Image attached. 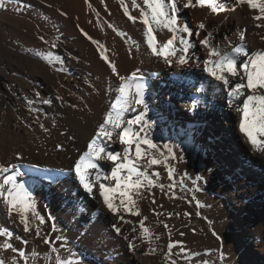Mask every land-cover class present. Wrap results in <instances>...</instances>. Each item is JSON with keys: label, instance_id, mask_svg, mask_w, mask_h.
<instances>
[{"label": "bare ground", "instance_id": "1", "mask_svg": "<svg viewBox=\"0 0 264 264\" xmlns=\"http://www.w3.org/2000/svg\"><path fill=\"white\" fill-rule=\"evenodd\" d=\"M6 1L9 0H0V85L1 80H4L3 83H5V89L0 88V165L9 166L17 163L31 165L29 173L34 172L33 167L35 166L44 167L47 171L58 175L56 180L59 181L53 180L51 182L49 180L43 185L46 197L37 199L31 196L37 214L45 220V223L38 225V222L33 219L31 221L33 232L29 234L24 233L23 226L19 223V217L15 213L11 217L8 215L7 207L0 198V229L12 232L13 238L10 242L14 247L23 249L29 256L34 253L33 250H37L36 254H38L40 261L48 256H52L55 260L59 254L49 251L53 245H46L42 238L35 237V229L39 227L43 237L46 231H52L54 224L56 231L52 232L56 235L59 231L57 226H65L69 231L73 241L69 243L74 246L71 249L74 254L73 257H80L82 264L83 261L86 264H133L131 260L139 264H174L176 261V257L173 256L174 248L172 254H169L167 249V244L170 241L173 242L172 232L169 228L165 229L164 224L166 222H160V216L157 215V213L160 214L162 207L164 209L170 207L167 202L172 195L167 196V200H163L160 208L150 201L138 200L137 207L141 214L130 216L127 213L123 216L124 221H127L126 226L135 228L136 231L126 235L122 230V235H117L112 229V225L115 223L102 210L103 202L98 194L99 182L94 187L95 197H88L74 179V173L70 174L68 170L74 160L87 151V145L98 130L99 124L102 123L104 115L110 109L115 99V89L120 83L119 78L112 73L111 68L101 57V52H104L108 60L115 64L121 76L129 75L139 69V74L143 76L144 89L147 90L152 84L150 102L160 105L163 113L169 111L170 126L167 124L168 121L161 122L157 126L152 121L148 106L147 118L153 125L148 138L157 145L159 152L153 154L160 159L163 157H160L159 153L162 152L167 155L165 145L171 148L177 156V159H169L179 173L176 183L183 181V176H193L196 173L207 174V177L212 178L210 180L217 177L221 183L219 185L221 194L216 199L221 200L219 202L223 204L226 203V200H222V198L234 193L239 183L237 182L234 187L231 186V182L224 181L220 177L236 174L242 177L240 179L244 181V177H248L250 183H255L256 186L261 178L254 181L253 176L248 175V172L232 171L228 167L224 169L220 165L219 159L221 157L222 160H226L222 156V151L215 152L217 157L214 158V152L211 150L217 145L214 142L208 146L206 141H203L204 138L199 136L200 133L197 132V129L207 127V118L212 114L216 115L218 111L221 112L219 115L224 117L225 121L226 118H230L229 123L226 121L228 125L233 126L231 121H234L228 114L232 108L226 103L227 94L222 92L223 86L202 71V61L207 58L206 50L198 43V38L194 37L193 42L196 46L188 52V64L178 65L173 62L170 66L162 58L153 56L147 47L145 26L140 22V13L143 10L139 3L144 5L143 0H136V7H133V0H51L50 3L47 0L9 1L10 6L20 13V17L11 16V12L1 6L2 2ZM184 2L185 0L177 2L179 20L186 22L193 29L198 24L196 20H202L206 23L207 29L214 34L213 43L216 39L224 48L237 42L236 31L239 32V30L247 28L246 46L249 52L264 51V39H262L264 28H256L255 22L251 19L253 15L258 14L256 10H249L245 6L229 13L228 18H214L203 12L201 7L184 8ZM122 3L128 8L129 14L137 18L135 23L125 16ZM102 8L107 15H103ZM8 15L11 16L10 19H7ZM229 23L234 24L232 30L228 26ZM152 27L156 39L161 44L172 37V33L168 32L167 29L156 25H152ZM118 32L122 35H118ZM206 34V32H202L201 37ZM181 35L186 34L177 33L174 42L177 47V56L182 54L179 51ZM224 37H228V39L225 40ZM92 41H97L99 45L104 47L98 49L97 44ZM17 51L21 53L34 52L39 60H33L30 64L28 63L30 59L23 57ZM49 55L51 59H44ZM193 61L201 63V67H195ZM154 73L157 77L156 80L153 76ZM196 78H200L213 92L214 106L209 107H214L217 112H211L213 109L199 108L202 111L201 115L197 113V115L192 116L185 112L188 117L179 114L177 117L187 125V131H185L180 127L179 122L175 121L174 118L177 117H173L174 115L171 114L172 110H175L172 103L176 102L177 108L182 105L183 111L188 110V105L181 102L180 95L185 94L186 90L190 88L189 80ZM191 95L194 96V98L191 97V101L201 104V92L198 89H192ZM222 96L223 98H221ZM144 98L148 105L145 92ZM44 99L51 101V103H42ZM142 110L137 106L136 111L130 110L124 113V121L134 120ZM154 117H158V115ZM82 119L85 120L84 124H82ZM239 119L235 124L236 136L232 139L235 145L232 148L233 151L244 152L246 158L252 160L256 166L258 164L264 165V152L254 151L251 145L248 146L246 139L241 136L238 126ZM227 123L222 122V126H226ZM211 124L213 128L219 126V123L215 121H211ZM169 128H178V130ZM134 129L136 128L134 127ZM217 139L220 141L219 137ZM200 144L207 145L210 151L208 150L209 155L207 156L206 153L199 156L198 161L194 158V154L198 155L197 146ZM57 145H61V147L58 149ZM224 146L228 148L227 145ZM123 147L117 140L115 143L108 142L106 150L107 152L114 150L122 154ZM227 150L224 149L223 151L226 152ZM58 151L70 155V159L67 158V160ZM17 156L20 159H17ZM180 157H182L181 161ZM70 160L71 162H69ZM187 160L200 164L197 172L185 167L184 163ZM244 160H241V167L246 170L248 168L245 167ZM105 161L109 171H111L110 167L114 166L113 163L107 159ZM102 162L98 161L97 163L104 166ZM212 163L217 166L213 170L225 173L215 177L209 175V171L206 173L205 169ZM154 168L159 169L160 165L154 166ZM250 171L255 172L253 169ZM110 173H99L100 182L106 186H109L107 184L108 179L103 177L105 175L110 176ZM4 175L6 174H0V182H2ZM92 176L95 181V170H92ZM26 177L30 178V182L40 183L41 181L39 177ZM174 179L173 176L172 180L175 181ZM113 183L114 181H112V185ZM252 184L243 188V196L252 189ZM193 185L195 191L199 192H197L199 196L194 199V207H196L197 202L201 207L208 194L201 192L199 188L196 190V185H199L196 180ZM25 188L28 187L25 185ZM180 188H175L173 196L179 194ZM257 188L258 186H256ZM171 189L168 190L169 193ZM211 194L213 192H209V196ZM79 198H82V201L79 202ZM249 198L251 201H258L253 195ZM232 205L234 206V204ZM252 206L250 205L251 210H253ZM240 207L235 206L234 209L240 211ZM223 208L221 207L222 212H224ZM262 208L264 209L263 202ZM96 210L100 211L99 216L95 212ZM121 212L123 211L121 210ZM92 213L97 216H92ZM230 213L231 220L228 219L225 225L230 229L232 228L230 227L231 223L236 224L245 232L242 237L238 233L234 236L238 247H244L242 254L255 255L257 262L251 264H264V211L261 215L262 219L258 221L255 218H250L252 212L244 213L246 216H233L232 212ZM89 215L92 216V219ZM114 217L116 216L114 215ZM145 217L147 219L144 220V225L153 234L152 243H144L139 239V222ZM103 218L107 221L106 225H101ZM224 219V213H219L214 217V223L220 227ZM241 219L244 220V224H239ZM158 224L162 227H159ZM81 233L83 234L81 235ZM155 236H159L160 239L155 240ZM125 237H128V240ZM25 239L28 241L26 245L23 243ZM226 240L228 243L230 240L232 241L230 235L227 236ZM129 241L136 245L134 250H129ZM2 242L3 238H0V243ZM225 248L231 253L229 260L236 264L235 260L239 257L240 251L232 252L228 245ZM152 249L155 251L153 252ZM2 252L0 251V258ZM7 252L8 258L13 257V252ZM30 252L32 253L30 254ZM211 253L203 251L200 257L210 260ZM59 256L62 258L61 255ZM73 257L68 256L64 259L72 260ZM213 264L215 263L213 262ZM245 264H250V262Z\"/></svg>", "mask_w": 264, "mask_h": 264}, {"label": "snow or ice", "instance_id": "2", "mask_svg": "<svg viewBox=\"0 0 264 264\" xmlns=\"http://www.w3.org/2000/svg\"><path fill=\"white\" fill-rule=\"evenodd\" d=\"M143 3L147 11H141L140 22L145 26L146 43L151 54L162 58L170 66L173 62L178 65L188 64V52L196 46L193 38H198V43L206 50L207 54V58L202 61V71L223 86L222 92L227 94V105L234 108L239 114V132L247 143L254 151L264 152V51L249 52L246 46L247 28L239 30L237 42L222 48L220 44L213 43L214 34L207 30L204 22L198 23L193 29L186 22L179 20L177 0H143ZM136 6V0H133V7ZM245 6L258 13L251 17L255 22L254 26L264 28V0H185L183 3L184 8L206 7L214 15L234 12L237 8ZM122 7L125 16L135 23L137 18L129 14L128 8L123 3ZM152 25L167 29L172 33V37L161 44L154 35ZM202 32L207 34L201 37ZM177 33L186 34L181 35L179 39L181 45L179 51L182 53L179 56H177V47L174 43ZM117 34L122 35L119 32ZM85 35L87 34L85 33ZM89 39L91 38L89 37ZM224 39L227 40L228 37H224ZM92 42L97 44L98 49L104 47L97 41ZM101 57L111 68L112 73L119 78L120 83L115 89L116 95L110 109L104 115L102 123L99 124L98 130L87 145V151L74 160L68 171L70 174L74 173V178L80 189L88 197H95L94 187L99 182L98 194L107 211L117 216L120 222L127 223L120 215L121 210L132 216H139L141 213L137 207L138 199L143 198V191H148L151 194L150 190L157 187L156 180L159 179V173L154 171L149 173L148 169L163 164L168 170L169 180H172L173 170L168 166L167 161L177 159V156L167 145H165L167 155L159 153L163 160L153 154L159 152V149L148 138L153 125L147 118L148 105L145 102L143 76L139 74V69L129 75L121 76L115 64L108 60L104 52H101ZM44 59H51V56H46ZM193 64L197 68L201 67V63L196 61H193ZM42 103L50 104L51 101L44 99ZM137 106L143 110L134 120L124 121V113L130 110L136 111ZM134 127L137 130L134 131ZM117 140L124 146L122 154L107 152V143H115ZM60 147L61 145H57L58 149ZM17 159L20 157L17 156ZM105 159L111 161L114 166L111 168L110 176L105 175L103 178L114 181L113 186H106L100 182L101 166L97 162ZM142 160L145 162L144 165L139 163ZM92 170H95L96 173L95 181L92 179ZM0 174H6L0 182V198L7 207L8 215L11 217L15 213L19 217V223L23 226L24 233H32L31 221L34 219L38 225H42L45 220L37 214L31 194L25 185L17 182V177L20 175L17 166L0 165ZM153 177L156 179L154 180ZM196 179L200 180L201 177ZM159 187L163 189V185H159ZM169 187L174 188L175 184H170ZM181 187L183 186L181 185ZM117 199L119 204L116 203ZM152 203H155V200ZM197 206H200L199 202H197ZM146 219L147 217L139 222V239L144 243H152L153 234L144 225ZM164 227L168 229L167 224H164ZM112 229L117 235H122V229L117 224H113ZM52 231H56L54 224ZM135 231L134 228L133 232ZM213 235L220 239L216 232H213ZM35 237L42 238L46 245H55L63 240L62 236L49 239L48 234H45L42 237L39 227L35 229ZM0 238H3V242L0 243V251H11L16 254L11 258H0V264H21V261L23 264H30V261L39 258L38 254L30 257L23 249L14 247L10 242L13 238L12 232L0 229ZM125 239L128 240V237ZM159 239V236H155V240ZM23 243L26 245L28 241L25 239ZM177 244L179 242L171 241L167 244L169 254H172V250ZM63 246L61 243V247ZM135 247L136 245L129 241V250H134ZM49 251L57 252V249L51 247ZM152 251L154 252L155 249ZM180 252H185L182 246ZM55 264H81V262L62 259L57 255Z\"/></svg>", "mask_w": 264, "mask_h": 264}, {"label": "rangeland", "instance_id": "3", "mask_svg": "<svg viewBox=\"0 0 264 264\" xmlns=\"http://www.w3.org/2000/svg\"><path fill=\"white\" fill-rule=\"evenodd\" d=\"M9 1H12V0H9ZM9 1L2 2L1 6L4 9L9 10L11 12V14L9 13L11 16L20 17L21 16L20 13L15 11L16 9L13 8L12 6H10L11 3H9ZM180 1H182V0H177V2H180ZM47 2L50 3L51 0H47ZM139 6L143 11H147V9L144 7L143 4L139 3ZM202 11L206 12L208 15H210L214 18H216V17L228 18L229 13H231V12H225V13H220L219 15H214L207 8H205V9L203 8ZM102 13H103V15H107V13L105 12V10L103 8H102ZM10 15L7 16V19L11 18ZM196 21H197V23L203 22L202 20H196ZM228 26L230 27L231 30L234 28V24L231 25L229 23ZM208 31H211V30H208ZM0 33H1V31H0ZM236 34L238 36V31H236ZM214 44H220V43L215 39ZM6 49H7V47H6ZM17 53H19L23 57L29 58L30 60L28 61V63H30V64L33 62V60H39V58L34 54V52H30V53H26V52L23 53L22 52L21 53V52L17 51ZM3 81L4 80H1L0 88L5 89V86H4L5 83H3ZM190 82H192V81H190ZM199 86L200 87L204 86L201 81H199L198 84L196 86H194L193 89H196ZM1 91H4V90H1ZM172 106L175 108V110H172L173 115H174L173 117H177L176 114H177V110H178L179 106L177 108L176 102L172 103ZM181 108L183 111L182 105H181L180 109ZM234 112H236L234 108H232L231 111H228V114L234 120V121H231V124L233 126H231L230 124L228 125V123L230 122V118L228 117V118H226V121L228 123L225 120H222V121L219 120V126H217V127H214V128L211 127V129L208 127H203L204 131L202 129H197V132L200 133L199 136L204 138L203 141L204 142L206 141V144L208 146L210 145V143H211V145L214 142L216 144V138L217 137L220 138V141H221V139L224 138V141H221V144L228 146V148L226 146L224 148V149H228L225 152V156H227V154H228V160H222L220 155H218V157H220L219 158L220 159V165L223 166L224 169L226 166L233 165L234 160L236 158L237 159L241 158L243 153H244V152H238V151L234 152L233 149H232V151L230 150L229 140L234 139V137L236 136L235 124H236L237 120L240 118L239 114L237 112L236 113H234ZM181 114L188 116L185 112H183ZM216 117H217V114L216 115L212 114L210 117L207 118V121L213 120ZM174 119L176 122H179L178 124L180 125V127L182 129H185V131H187V127H186L187 125L183 123L182 119H180L179 117L174 118ZM81 121L83 122L82 124H84L85 120L82 119ZM224 121L227 124H226V126L223 127L222 122H224ZM167 124L170 126V123H167ZM218 127H220L222 130L219 129V130L215 131L217 133L213 134V137L210 139L209 136H212L213 129H216ZM169 129H171V128H169ZM171 130L176 131V130H178V128L171 129ZM204 132H205V134H204ZM223 132L225 133L224 134L225 137H224V135H222ZM241 136L243 137L242 134H241ZM218 141H219V139H218ZM207 145H203V144H200L198 146L196 145L198 155L194 154L195 159H197L199 161V156H201L205 153H206V156L209 155V151H210L209 149L210 148H208ZM248 146H250V144H248ZM217 147H218V145L215 146V148L211 150L214 152V158L217 157L215 152L217 153L218 151H221L220 147H218V148ZM233 147H235L234 143H233ZM58 152H60V151H58ZM60 153L63 154L66 159L67 158L70 159L69 158L70 155L65 154L64 152H60ZM111 153H118V151L113 150V152H111ZM237 153H239V154L241 153L240 156H238ZM231 155H235V156H233V158H231ZM180 161H181V159H180ZM69 162H71V160ZM101 162L104 164V166H101L100 172H105V173L109 174V172H111V171H109V168H108V165L106 164V161L101 160ZM139 163L141 165H144L145 162L142 160ZM167 163H168V166L173 170V176L175 178L174 179L175 181L169 180V178L167 176L168 170H164L166 168L164 167L163 164L160 165L159 169H156L153 166L152 168H150L148 170H149V173H151L153 171L159 173V179L156 180L157 187L152 188L150 190L151 194H149L148 191H143V193H142L143 198L138 199V200H145V201H150V202L155 200V205H157L160 208L161 204H163L162 203L163 200H167V198H168L167 196L172 195V196H170V199L167 202L170 205V207H167V209H164V207H162L163 209L160 210L161 212H160L159 216H160V222L165 221L166 224L168 225V228L171 230L173 242H179V244H177V246L174 247V255L173 256L176 257V261H174V264H204V262H206V264H213V262L215 264H233L232 261L229 260L231 257L230 256L231 253L229 252V250L227 248H225L227 245L229 246V249L232 252H235L237 250L240 251L239 257L235 260L236 264H245L246 262H250V264L256 263L257 258H255V255H249L248 253L242 254L244 247L243 246L238 247V244L236 243V241L234 239V236H236L235 235L236 233H238L239 236L242 237V235H244V233H245L244 230H242L241 228L238 227V225L235 224L237 226L236 227L233 223H231V225H230V227H232V228L229 229L228 226L225 224H226V221L228 222V219H230V216H231L230 212H232L233 216H240V215L246 216L244 213L252 212L254 215L251 213L250 218H255L256 221L262 219L261 215H262V212L264 211V209L262 208V202L264 203V174L259 175L256 171L255 172L249 171V173H248V175L251 174L253 176L254 181H258L261 178V180L256 185V186H258L257 189H256V186L254 185L255 183L254 184L250 183V180H248L249 179L248 177H244L245 181L240 179L242 177H240L236 174H233L232 176L228 175L225 177H220L224 181L227 180V181L231 182L230 183L231 186H234V187H235V184L237 182L239 183L237 188H235L234 193L228 194V195H226L225 198H222V200H226V203L223 204L222 202H219L221 200L218 201V199H216L221 194V191L219 190V185L221 183L219 182L218 178L215 176L220 175V174L225 173V172L219 171V170H213L214 167H217L216 164L212 163L210 166H208L205 169L206 173H208L207 171H209L210 172L209 175L215 177L214 180H210L212 178L207 177V174L196 173L193 176H189V175H188V177L183 176L184 180L176 183L177 179L179 178V173L172 166V163H173L172 161L168 160ZM173 165L178 166L177 164H173ZM184 165L188 170H191V171L194 170L196 172H197V168L200 166V164L198 162L195 163L194 161H191V160H187L184 163ZM25 167L29 168L30 165L25 164ZM259 167L260 168H258V167L257 168L261 172L264 173V165H260ZM110 169H111V167H110ZM35 170H36L35 174L38 175L37 177L41 178L40 183H35L33 181H31V182L27 181L25 183V185H28L27 190L30 192L31 196L38 199V198L46 197L44 187H43L44 184H46L49 180L51 182L53 180H55V181H59V180H56L57 177L54 178V176H56V175H54V173H52L51 171H47L45 168H44V170H42L41 167H37V168H35ZM162 170H164V171L161 174ZM234 170H235V168L232 169V171H234ZM25 173H27V172H25ZM43 173L44 174L47 173L45 175V178H43V176H44ZM160 174H161V176H160ZM197 177H201V179L197 180L196 179ZM188 178H190V179H188ZM67 179H69V178H67ZM92 179H93V176H92ZM153 179L155 180L156 178L153 177ZM195 180H196V183L199 184V185H196L197 189L199 188L201 190V192L208 194L207 195L208 197L206 196L203 200L204 201L202 203L203 206H201L199 208H198L197 204H196V207H194L195 206V203H194L195 200L194 199H195V197L199 196L198 195L199 192L197 191L198 192L197 193L195 191V186L193 185ZM114 183H113V185H114ZM107 184H109V186H113L112 181L110 182L109 179L107 181ZM170 184H175V187H174V189L172 188L171 189L172 191L170 190V193H169L168 190L170 189V187H169ZM251 184L253 185L252 189L243 196V188L245 186L251 185ZM159 185H163V189H161L159 187ZM181 185L183 187H181ZM69 186H71V185H69ZM178 187L179 188L181 187L179 194L176 196H173L175 188H178ZM261 187H262V189H261ZM209 192H213V194H211V196H209ZM251 195H253L254 198L256 197L255 199H258V201H256V202L251 201L249 198ZM70 196H72V195H70ZM159 197H162V198L159 199ZM237 198H239V199H237ZM116 203L119 204L118 199H117ZM68 204H69V202H68ZM232 204H234V206ZM142 205H145V204L142 203ZM225 205H227V206H225ZM250 205L255 206V207L252 206L253 210L250 209ZM235 206H241L240 211L235 210L234 209ZM221 207L222 208L224 207L223 208L224 212L221 211ZM225 208H226V210H225ZM102 210L106 213V215H108L110 217V219L112 220L113 223H115V224H117V226L121 227V229L125 232L126 235L133 232V228H128L124 222H120L118 217L116 216L117 217L116 218V217H114V215L112 213L108 212L104 205L102 206ZM208 210H209V213H207ZM186 213H187V215H185ZM219 213H224V217H225V219L221 222L220 227H219V225L214 223V217ZM126 214L127 213L120 212V215H122V216H124ZM128 215H130V214H128ZM89 217L92 218L91 215H89ZM62 221H61V223H62ZM243 221L244 220L241 219V222H239V224H244ZM61 223H60V225H61ZM106 223H107L106 219L103 218L101 221V225H106ZM158 225H159V227H162V225H160V224H158ZM63 227H65V226H57V228L59 230L58 235L54 234L52 231H46L45 234H48L49 239H54L56 236H62L63 240L60 242H57L52 247H55L57 249L56 253L61 255L63 259L67 258L68 256H70V258H72L74 256V254L72 253L71 249L74 246H72L69 242H73V241L71 240V237L69 235V231L66 229V227L65 228H63ZM243 229H245V228L243 227ZM213 232H216V234L220 237V239H217L216 236L213 235ZM181 233H183V235H181ZM82 234L83 233H81V235ZM229 235H230L232 241L230 240V242L228 243L226 238ZM18 241H20V240L18 239ZM61 243L64 245L63 247H61ZM126 244H127V242H126ZM181 246L185 250L184 253L180 252ZM120 250H121V247H120ZM36 251L37 250H33L32 252H34V253L30 252V254L32 253L31 256L36 255ZM203 251H205L206 253H210V252L213 253V255L211 253V259L210 260H206V258L200 257V254ZM69 252H70V255H69ZM115 252H116V250H115ZM214 252H215V254H214ZM7 255H8V252L3 251L1 258H8ZM15 255L16 254L13 253V256H15ZM38 259L30 261V263H33V264H54V261H55L52 256H48L47 258H45L42 261H40V259L39 260ZM72 260L81 261V258L80 257H73ZM131 263L139 264L133 260H131ZM21 264H23L22 261H21ZM83 264H86V263L83 261ZM93 264H95V263H93Z\"/></svg>", "mask_w": 264, "mask_h": 264}]
</instances>
